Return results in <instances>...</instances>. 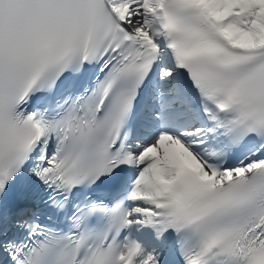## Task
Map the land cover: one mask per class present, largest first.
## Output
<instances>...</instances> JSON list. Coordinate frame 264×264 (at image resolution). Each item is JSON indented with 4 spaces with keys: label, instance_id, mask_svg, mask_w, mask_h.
<instances>
[{
    "label": "snow or ice",
    "instance_id": "snow-or-ice-1",
    "mask_svg": "<svg viewBox=\"0 0 264 264\" xmlns=\"http://www.w3.org/2000/svg\"><path fill=\"white\" fill-rule=\"evenodd\" d=\"M0 264H264V0H0Z\"/></svg>",
    "mask_w": 264,
    "mask_h": 264
}]
</instances>
